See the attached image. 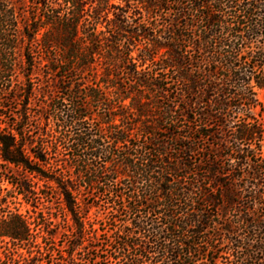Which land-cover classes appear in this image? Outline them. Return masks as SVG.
<instances>
[{
  "label": "trees",
  "instance_id": "1",
  "mask_svg": "<svg viewBox=\"0 0 264 264\" xmlns=\"http://www.w3.org/2000/svg\"><path fill=\"white\" fill-rule=\"evenodd\" d=\"M261 93L264 0H0V163L31 208L0 220L14 264H264Z\"/></svg>",
  "mask_w": 264,
  "mask_h": 264
},
{
  "label": "rangeland",
  "instance_id": "2",
  "mask_svg": "<svg viewBox=\"0 0 264 264\" xmlns=\"http://www.w3.org/2000/svg\"><path fill=\"white\" fill-rule=\"evenodd\" d=\"M259 44V43H258ZM39 73L42 75L44 73V70H40ZM36 79L35 82L38 83L37 76H34ZM41 78V77H40ZM40 80V79H39ZM8 85V84H6ZM14 89L22 88L21 85H19L17 82H14L11 85ZM259 99L261 101L264 100V96L261 93L259 95ZM1 102V101H0ZM11 105V109H9L6 113L11 116V111L16 112L15 104H9ZM97 113L99 111L96 110ZM0 114H3L2 111H0ZM90 126L95 125V121L90 120L88 122ZM18 170L15 168H11L9 166L3 165L0 163V220L1 219H9L11 216H13L16 213L23 214L25 216H28V209H31L27 204L24 203L21 196L16 194V190L14 187L8 183V180H14L17 178ZM48 188H43L40 193V201L38 204V210L39 212V218L41 219V223L44 221H48L47 224H52V228L54 232H58L57 238L53 241V247L54 253L53 256L57 259H62V256L65 254V251L68 246V236L70 234V231H68V218L65 215L60 200L56 195H52V198L47 199L46 194L49 193ZM97 196V195H94ZM94 196H89L86 198V203H94L98 202L101 205H104L106 201L109 200L107 195H104L100 198H96ZM50 202H49V201ZM103 209V208H102ZM92 215L96 213V210H92ZM101 213L103 211L101 210ZM34 214L31 213V216ZM30 216V215H29ZM47 226V225H46ZM47 227H41L39 229L38 237L39 242H41L42 237L46 236ZM106 237H102V239H105ZM15 243L12 242L10 238H1L0 239V264H14V261L16 260V247L14 245ZM52 254V253H51ZM84 255V254H83ZM79 256L80 264H111L110 261H94L92 259V256L85 255ZM104 254L103 256H105ZM86 260V261H85ZM88 260V261H87ZM90 262V263H89Z\"/></svg>",
  "mask_w": 264,
  "mask_h": 264
}]
</instances>
